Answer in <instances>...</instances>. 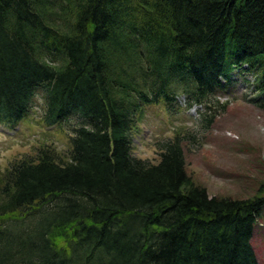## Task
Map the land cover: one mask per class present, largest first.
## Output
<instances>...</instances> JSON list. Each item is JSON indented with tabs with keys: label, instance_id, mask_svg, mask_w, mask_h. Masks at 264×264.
Returning <instances> with one entry per match:
<instances>
[{
	"label": "trees",
	"instance_id": "1",
	"mask_svg": "<svg viewBox=\"0 0 264 264\" xmlns=\"http://www.w3.org/2000/svg\"><path fill=\"white\" fill-rule=\"evenodd\" d=\"M234 74L264 107V0H0V122L38 94L46 125L79 119L67 154L40 146L0 177V264H259L264 179L210 195L180 132L157 163L133 152L144 106L179 88L207 120Z\"/></svg>",
	"mask_w": 264,
	"mask_h": 264
},
{
	"label": "rangeland",
	"instance_id": "2",
	"mask_svg": "<svg viewBox=\"0 0 264 264\" xmlns=\"http://www.w3.org/2000/svg\"><path fill=\"white\" fill-rule=\"evenodd\" d=\"M250 89L243 77L234 74L230 85L216 92L221 105L207 112V120L200 113L204 106L189 105L179 88L172 104L144 106L134 133V154L157 163L160 143L180 132L187 170L210 195H253L264 179V107L256 104ZM35 99L36 106L15 127L0 122V177L15 160L34 155L40 146H51L63 155L70 150V129L79 119L70 115L60 124L46 125L41 118L44 98L38 94ZM251 243L259 264H264V211Z\"/></svg>",
	"mask_w": 264,
	"mask_h": 264
}]
</instances>
